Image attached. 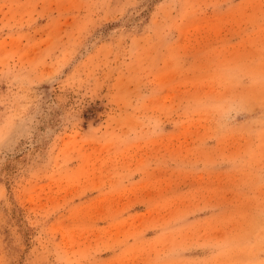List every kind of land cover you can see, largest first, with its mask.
Returning a JSON list of instances; mask_svg holds the SVG:
<instances>
[{
	"label": "rangeland",
	"instance_id": "1",
	"mask_svg": "<svg viewBox=\"0 0 264 264\" xmlns=\"http://www.w3.org/2000/svg\"><path fill=\"white\" fill-rule=\"evenodd\" d=\"M0 264H264V0H0Z\"/></svg>",
	"mask_w": 264,
	"mask_h": 264
}]
</instances>
